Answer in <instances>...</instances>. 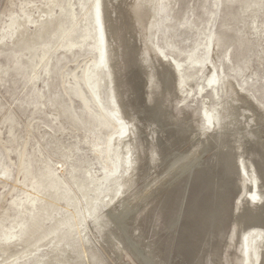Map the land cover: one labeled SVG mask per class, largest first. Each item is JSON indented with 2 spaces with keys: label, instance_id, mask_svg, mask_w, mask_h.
<instances>
[{
  "label": "rangeland",
  "instance_id": "374dc122",
  "mask_svg": "<svg viewBox=\"0 0 264 264\" xmlns=\"http://www.w3.org/2000/svg\"><path fill=\"white\" fill-rule=\"evenodd\" d=\"M172 115L197 128L174 136ZM219 120L222 138L244 127L263 200L264 0H0V264H217L214 235L201 263L193 243ZM183 156L192 174L171 171ZM263 244L250 231L240 253L257 264Z\"/></svg>",
  "mask_w": 264,
  "mask_h": 264
},
{
  "label": "bare ground",
  "instance_id": "6f19581e",
  "mask_svg": "<svg viewBox=\"0 0 264 264\" xmlns=\"http://www.w3.org/2000/svg\"><path fill=\"white\" fill-rule=\"evenodd\" d=\"M130 51H131V48L126 47V55H128ZM172 79H173V69H171L170 71H168V73H166V76L164 79L165 88L161 90L160 100L158 99L157 110L158 109H159L158 111L162 110V113L170 112L169 107H166L164 105L163 99H165V96L167 94L170 95V92H173V91L175 92L176 90L172 83ZM241 99L244 100L243 97H241ZM220 110L221 108H219L218 113H220ZM235 114L231 115L232 119H236ZM94 118L96 119V116ZM172 119H173L172 125L176 126L173 135L174 136L176 135L179 138L185 137L187 133L194 132V130L197 128L195 127V125H190V124L185 125V127L183 128L182 126H179V122L181 121V119L174 118L173 115H172ZM164 120H167V119H164ZM96 122H98V120ZM217 124L218 125L216 128H219V130L217 131L218 132L217 134L213 135V138H216L215 141L218 142L219 145H222L223 143L224 144L223 146H220L221 148L222 147L223 148L220 151H217L211 164L206 165L204 169V175H205L204 179H206L205 181L207 182V185H209V186H206V188H209L208 189V200L210 204L207 206L205 212H201L202 214L198 215L199 221H198V226L196 228V232L199 235V240L194 242L193 245H198L200 252L196 254V257L194 256L193 257L194 259L196 258L195 259L196 263L198 261H200V263L203 261L201 258V254L205 250L206 245L208 244L210 240V237L214 235L215 236L214 239L217 240V245L213 250L212 257L215 259L217 264H224L225 258H230L232 256H233L234 262H232L231 264H249L248 259L244 258L242 256V253H240V246H241L243 237L245 236L246 233H249L250 231H257L258 229L260 230V228L264 229L263 228L264 199L263 200L259 199L260 196L257 194L259 191H256L257 190L256 186L258 184L253 183L250 180L246 181L245 177L242 175V169L238 163V158L244 157L242 156L243 151L241 150L245 149L244 147L246 145V139L241 137L240 135L241 133H239L241 132L239 130L243 129L244 127L242 125L239 126L231 134L232 136L231 135L226 136L224 134L225 136L224 138H222L221 134L219 133L227 131V127H226L227 122L225 123V120H222V121L219 120ZM202 141L203 140H198V143L196 145L201 146L203 149L205 147V143H202ZM205 150L206 148L200 151V154H202ZM245 150L248 151L247 148ZM245 150L244 152H246ZM192 152L194 155H197L198 149L195 148V150ZM240 153L241 155H239ZM186 158H187L186 156H183L179 158L178 160H176L171 167V171L180 167L181 163H185L184 165L185 168L183 167L184 174L185 173L192 174L193 168L197 164L192 165V166L188 165L189 163L192 164V162L190 161L186 163L187 162ZM217 166H219L222 169V172L216 171ZM221 187H223L225 190L223 192V195H222V192H220ZM245 189L248 190L249 195L254 194L253 197L257 204L256 210L253 211L254 213L251 210L246 209L247 211H245V213L242 214L241 209L246 206L241 205L239 208V206H236L235 204V202L239 199L240 194L245 196V193H244ZM218 193H221V198H220L221 200L219 204H216L215 206L214 201L215 199H217ZM228 193H231V194L228 195ZM211 197H212V201H211ZM262 197L264 198V195ZM219 207L223 209L222 212L216 210V208L218 209ZM130 212H131L130 206L127 203H124L123 211L119 214V216L114 217V220L115 219L118 220V221L116 220L115 221L118 224L120 223L121 225V221H120L121 218L125 217L127 219V216H129L128 214H130ZM179 217L180 215H178V218ZM246 218L248 220H246ZM227 221H230V224L228 227L226 225ZM228 230H229V233L233 235V239L229 242L226 241L227 243L224 245V247L220 248L222 246L223 236L228 233ZM186 243L188 244V242ZM139 255L140 254H138V256ZM141 256L144 260V264H152L149 261V258H147V256H144L143 253ZM257 264H264V244L262 246L261 259Z\"/></svg>",
  "mask_w": 264,
  "mask_h": 264
}]
</instances>
